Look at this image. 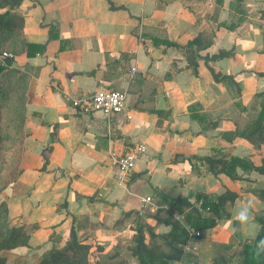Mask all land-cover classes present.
<instances>
[{
	"label": "crops",
	"instance_id": "0c3cea01",
	"mask_svg": "<svg viewBox=\"0 0 264 264\" xmlns=\"http://www.w3.org/2000/svg\"><path fill=\"white\" fill-rule=\"evenodd\" d=\"M156 5L154 0L23 2L25 39L43 48L32 55L19 51L9 74L15 79V95L25 100V158L37 163L27 166L20 177L30 190L37 191L27 206L39 217L36 230L53 221L48 226L62 236L63 228L70 230L73 216L77 227V216L99 206L105 212L121 197L133 200L140 211L142 199L151 197L152 204L145 207H153L159 191L176 197L196 191L212 195L232 191L234 183L224 174L216 176L215 183L209 182L208 191L193 182L192 173L198 170H193L192 157L215 155L213 131L218 124L214 105L207 108L209 114L206 108L192 113L189 107L197 93L213 100L219 84L203 64L201 77L191 75L181 49L164 43L169 40L184 46L193 36L171 31L151 35L146 30L145 40H139L141 22L149 25L150 19L153 26L163 23L175 32L183 27L184 31L197 29L179 12L180 2L159 10ZM206 84L212 86L210 90ZM107 89L126 91L131 119L126 113L109 118L96 112L82 114L72 106L73 97ZM201 119L210 122V137L201 129ZM139 144L145 152L127 178L119 179L112 153L119 155ZM48 148L49 165L43 170L41 155ZM136 175L129 191L126 183H132ZM185 188L188 192L181 193ZM63 200L65 213L57 209Z\"/></svg>",
	"mask_w": 264,
	"mask_h": 264
},
{
	"label": "rangeland",
	"instance_id": "374dc122",
	"mask_svg": "<svg viewBox=\"0 0 264 264\" xmlns=\"http://www.w3.org/2000/svg\"><path fill=\"white\" fill-rule=\"evenodd\" d=\"M154 2L158 10L180 2L179 12L183 14L187 23L189 21L190 25L197 26V29L184 31L183 27V30L179 28L175 32L171 30V26L156 23V30H153L154 21L150 19L149 25L140 21L142 27H139L137 35L139 40H145L146 30L151 35L155 32L168 34L171 31L177 36L183 33L184 37H202V48L206 47L200 51L203 55L215 53L221 49L232 52L230 57L218 60L214 64L221 74L233 76L234 79H226L218 83L219 88H214L213 100L207 95L197 93L196 99L189 107L192 113H201L200 111L204 108L207 109L214 105L216 114L214 120L217 121L218 128L215 126L213 131V150L218 154L215 153L210 157L214 159L222 157L227 161L232 157H240L251 161L256 166H262L264 164V144H253L234 135V132L244 130L262 108V97L259 95L264 93V76H258L255 72L264 73V0H154ZM229 20L235 26L233 29L223 25ZM12 47L10 43L2 46L0 62L5 63L3 53H12ZM194 49H197V46H194ZM181 51L187 60V54L184 50L181 49ZM16 54H14V61ZM201 67L202 64L197 74L189 66L187 68L192 70L191 75L198 77L199 72L203 71ZM199 80L203 81L202 78ZM14 81L8 72L0 75V86L7 88L1 90L7 93L6 97L3 98L0 95V202L7 205V219L10 223L24 225L30 236V246L0 251V257L6 260V264H38L45 255L65 245L69 239L70 230L68 228L61 230L63 239L60 243L52 240L53 235H58L55 229L48 226L53 221L42 223L45 227L36 230L39 227L37 223L39 217L35 215L34 208L27 207L31 205V199L37 191L30 190L29 184L21 182L20 177L27 166L37 165V163L27 161L25 158L27 153L25 136L21 133L23 126L19 127L23 125L25 100L24 96L15 95L18 92L14 91ZM200 81L197 80V84L201 83ZM203 83L206 82L203 81ZM205 86H208V90L212 87L208 84ZM207 112L209 114L210 110L207 109ZM205 113V111L202 112V114ZM195 117L194 115L193 118ZM209 119L211 121V118ZM201 120V129L210 137V122ZM22 132L24 133L23 129ZM194 160L196 168L193 170L198 171L192 173L193 182L202 186L206 191L211 190L209 182L215 183L216 176L222 174L215 175L208 171L203 161ZM42 161L43 165L40 169H47L49 159L46 167L44 166L46 160L42 158ZM237 173L238 179L230 178L234 183L231 186L232 191L238 194V198L234 203L226 205L228 219L216 220L214 226L210 223L207 227L200 228L187 226L188 229L199 231L200 235L189 236L186 243L181 245L184 251L182 262L175 264L243 263L246 246L253 243L261 229L256 217H264V176L242 168H238ZM133 175L135 173L131 174L130 180ZM136 179L137 175L132 183H129L130 180L128 184L126 183L129 191V184L131 186ZM212 188L213 190L218 189L215 185ZM185 192H188L186 188L184 191L181 190V193ZM125 202L126 208H123ZM247 202H251L250 220L242 224L234 218V213ZM22 204L25 205V209ZM160 206V198H155L153 207L147 206L138 211L133 205V200L129 201L121 197L118 203H112L110 208L105 210L106 213L103 206H94L95 210H90L89 214L77 216L80 218L78 220L80 239L90 245V263L141 264L131 251V248L135 246L133 239L139 223H142L144 227L145 241L149 248L156 250L157 253H171L173 240L162 237L171 231V227L157 223L153 219V215ZM57 209L62 213L67 211V208H64V200L57 205ZM24 210H28L25 215H23ZM139 213L143 219H140ZM201 216L208 218L207 213ZM144 260L145 264H161L156 260L154 262Z\"/></svg>",
	"mask_w": 264,
	"mask_h": 264
},
{
	"label": "trees",
	"instance_id": "16d2710c",
	"mask_svg": "<svg viewBox=\"0 0 264 264\" xmlns=\"http://www.w3.org/2000/svg\"><path fill=\"white\" fill-rule=\"evenodd\" d=\"M25 0H0V49L6 43H10L11 52L14 54L19 51H27L28 55L35 54L36 51L43 48L42 45L29 44L24 36L25 19L20 12V8ZM229 29H233L235 26L233 23L229 25L223 23ZM154 39V43H156ZM166 47H174L182 49L187 54V63L189 68H192L194 73L197 74L201 64H203L212 75L215 82L220 83L226 79H234L233 76L223 75L219 72L215 66V62L228 58L232 55L231 51L221 49L215 53L201 54L202 37L197 36L186 45L181 46L176 42L164 40ZM197 46V49H194ZM14 58V57H13ZM13 58H5V63L0 62V75L8 72L10 73V66L13 64ZM258 76H264V73H257ZM7 89L0 86V95L3 98L6 97V92L1 90ZM262 97V108L260 113L256 115L253 121L242 131L236 130L234 135L244 138L253 144H264V93H260ZM19 127L22 128V125ZM21 133L22 129H21ZM24 136V134L22 135ZM51 149L48 148L42 152V158L45 159V167L48 163V152ZM217 153V152H215ZM218 154V153H217ZM193 159L203 161L211 173L224 174L232 180L238 179L237 169L242 168L249 171H255L264 176V164L262 166H256L251 161L240 158L232 157L230 160H225L222 157L217 159L212 157H192ZM218 165V166H217ZM46 169V168H44ZM160 198L161 206L157 209L153 215V219L157 223H163L171 227V231L163 235L165 239L171 238V253H161L149 248L145 241L144 227L142 223L137 226L136 235L134 236L135 246L131 248L132 254L137 257L141 264H145V260L149 262L159 261L161 264H175L182 262L183 248L182 244H185L190 236V229L192 228L207 227L210 223L214 226L217 221L228 219V213L226 205L234 203L238 194L229 189H224L218 194H208L203 191L192 192L188 197H176L171 193H165L159 191L157 193ZM64 206L67 203L64 202ZM202 210V211H201ZM204 213L208 214V218L202 217ZM8 208L4 202H0V251L13 250L19 247H29V238L23 224H13L7 219ZM140 219H143L141 213ZM179 216V218L176 217ZM213 216V218H211ZM182 217V218H181ZM73 224L70 228L69 239L65 242V245L58 250L51 251L45 255L38 264H91L89 261L90 245L84 243L79 236L78 229L76 227V217L73 216ZM256 221L261 226L260 232L253 240L251 245L246 246V256L242 264H264V251H258L257 241L264 238V217L257 216ZM195 230V229H193ZM52 240L60 243L62 241L61 235H53ZM0 264H6V260L0 257Z\"/></svg>",
	"mask_w": 264,
	"mask_h": 264
},
{
	"label": "built area",
	"instance_id": "2783aa9c",
	"mask_svg": "<svg viewBox=\"0 0 264 264\" xmlns=\"http://www.w3.org/2000/svg\"><path fill=\"white\" fill-rule=\"evenodd\" d=\"M12 53H3V59L13 58ZM135 72V69H132ZM127 100L128 95L126 91L107 89L97 91L92 94H87L79 97H73L71 99L72 106L82 114L89 113H101L103 116L109 118L115 115L126 113L128 119H131V115L127 114ZM145 152V147L142 144L130 147L122 154L112 153V157L117 164V175L119 179H125L129 173L135 168L137 159ZM151 197L142 199V207L152 204ZM202 211V210H201ZM194 234L200 235L199 231L190 229V237Z\"/></svg>",
	"mask_w": 264,
	"mask_h": 264
},
{
	"label": "clouds",
	"instance_id": "9594fccd",
	"mask_svg": "<svg viewBox=\"0 0 264 264\" xmlns=\"http://www.w3.org/2000/svg\"><path fill=\"white\" fill-rule=\"evenodd\" d=\"M250 207L251 202L242 204L239 209L235 211L234 218L242 224L247 223L250 220ZM257 249L258 251H264V238L257 241Z\"/></svg>",
	"mask_w": 264,
	"mask_h": 264
}]
</instances>
